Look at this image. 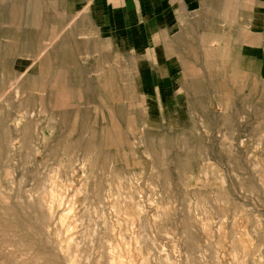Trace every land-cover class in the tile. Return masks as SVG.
<instances>
[{
  "label": "rangeland",
  "instance_id": "374dc122",
  "mask_svg": "<svg viewBox=\"0 0 264 264\" xmlns=\"http://www.w3.org/2000/svg\"><path fill=\"white\" fill-rule=\"evenodd\" d=\"M35 4L0 0V264H264V83L161 102Z\"/></svg>",
  "mask_w": 264,
  "mask_h": 264
},
{
  "label": "crops",
  "instance_id": "0c3cea01",
  "mask_svg": "<svg viewBox=\"0 0 264 264\" xmlns=\"http://www.w3.org/2000/svg\"><path fill=\"white\" fill-rule=\"evenodd\" d=\"M27 1L42 2L31 6L48 9L52 30L80 42V55L122 58L161 102L206 73L264 83L261 0Z\"/></svg>",
  "mask_w": 264,
  "mask_h": 264
}]
</instances>
